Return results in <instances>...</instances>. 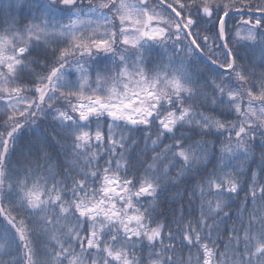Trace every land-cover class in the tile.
<instances>
[{"label":"snow or ice","instance_id":"1","mask_svg":"<svg viewBox=\"0 0 264 264\" xmlns=\"http://www.w3.org/2000/svg\"><path fill=\"white\" fill-rule=\"evenodd\" d=\"M4 9L0 264H264V0Z\"/></svg>","mask_w":264,"mask_h":264},{"label":"trees","instance_id":"2","mask_svg":"<svg viewBox=\"0 0 264 264\" xmlns=\"http://www.w3.org/2000/svg\"><path fill=\"white\" fill-rule=\"evenodd\" d=\"M93 2H98V0H93ZM8 3V0H0V8H3L4 5H6ZM7 9H4V11H0V16H2L4 14V12H6ZM43 128V126H42ZM51 132H52V129L50 128L49 129V135H51ZM105 159H107V157H105ZM101 165L103 164V160L100 162ZM172 193H170L171 195ZM244 194L241 193V196H243ZM183 203L184 204V211L185 213H187L189 211V205L186 203V201H178L175 205V207L178 209L180 207V204ZM193 215H198V212H194ZM192 217L191 216H187L185 217V219H191ZM231 223V221L229 222ZM170 227H172L173 229H175V225L174 224H171ZM167 231V230H166ZM192 253H193V262L195 264V253H196V250L195 249H192ZM185 258L187 259V255H188V252H187V249L185 250Z\"/></svg>","mask_w":264,"mask_h":264}]
</instances>
